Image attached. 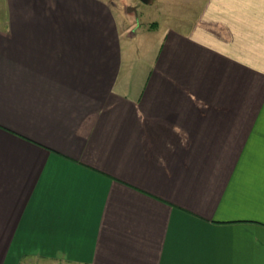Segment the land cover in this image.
<instances>
[{"label": "crops", "instance_id": "1", "mask_svg": "<svg viewBox=\"0 0 264 264\" xmlns=\"http://www.w3.org/2000/svg\"><path fill=\"white\" fill-rule=\"evenodd\" d=\"M4 3L0 264H264V0Z\"/></svg>", "mask_w": 264, "mask_h": 264}, {"label": "rangeland", "instance_id": "2", "mask_svg": "<svg viewBox=\"0 0 264 264\" xmlns=\"http://www.w3.org/2000/svg\"><path fill=\"white\" fill-rule=\"evenodd\" d=\"M112 6L114 12L117 15L118 21L120 22V27L128 28L134 33L133 37H127L125 34L121 36V47L125 53H130V55L137 59L141 56L145 58L151 57L156 51V45L158 40H154L155 36L158 35L157 31L149 28L154 27V24L148 23L151 19H156L158 21L161 12L158 9L154 10L155 3L152 5L142 2L141 0H107ZM150 2L151 0H147ZM4 0H0V19L4 17ZM127 6H135L136 12L127 11ZM137 6H139L137 10ZM156 47V48H155ZM35 264H46L42 262H37Z\"/></svg>", "mask_w": 264, "mask_h": 264}, {"label": "water", "instance_id": "3", "mask_svg": "<svg viewBox=\"0 0 264 264\" xmlns=\"http://www.w3.org/2000/svg\"><path fill=\"white\" fill-rule=\"evenodd\" d=\"M142 2H146L147 0H141ZM126 10L127 11H133V12H136V7L135 6H127L126 7Z\"/></svg>", "mask_w": 264, "mask_h": 264}]
</instances>
